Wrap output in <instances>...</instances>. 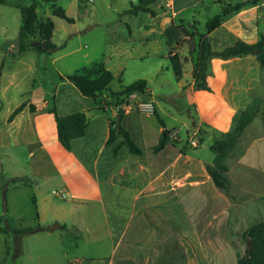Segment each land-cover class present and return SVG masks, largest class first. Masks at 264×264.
<instances>
[{
    "label": "rangeland",
    "instance_id": "rangeland-1",
    "mask_svg": "<svg viewBox=\"0 0 264 264\" xmlns=\"http://www.w3.org/2000/svg\"><path fill=\"white\" fill-rule=\"evenodd\" d=\"M32 1L10 0L0 4V264H68L64 251L74 249L68 248L66 244L70 245L66 241L70 234L62 228L51 230L52 226L61 222L64 217L70 224L71 219L74 221L82 216L80 218L85 219L89 229L94 230L99 226H94L93 216L104 219V211L101 208L102 201H89L74 195L85 188L97 192V182L83 173L80 167L76 169L69 164L56 166L51 157V152L62 150L63 146L57 130H48L52 120L56 123L55 115L49 113V109L56 104L58 112L63 114L78 109L76 105L94 104L93 98L83 95L74 83L61 76L67 77L92 66H103L116 74L111 83L114 90L140 78L147 79L155 110L165 120L167 127L179 128L180 133L173 130L175 132L172 137L187 146L190 143L187 128L189 124L198 123L199 96L202 92L195 86L192 87L191 73L197 61L196 52L189 50L190 54L186 55L184 73L180 79L171 68L169 53L176 42L171 46L168 44L171 40L170 32L166 36L162 34L160 27L151 34H146L147 39L140 40V35L145 34L136 30L132 54H120L115 41L110 40L112 36L125 34L123 10L138 4L140 0H78L75 22L53 15L49 2L37 0L40 14L50 16L55 22L53 41L58 45L56 50L44 54L31 48L19 52L15 45L20 26V11L15 5L29 4ZM240 1L242 0L232 2ZM56 4L63 6L69 13H74L72 0H57ZM149 4L155 11L168 10V14L172 15L166 0L164 8L158 6L157 0H152ZM220 11V7L215 11L209 10L201 18L199 30L204 31L207 19ZM260 14L259 29L264 32V4ZM176 23L181 24L180 16L176 18ZM186 25L189 27V24ZM187 41L188 39H182L176 49L187 44ZM196 41L197 37L194 38V42ZM178 52L185 57L184 51ZM214 69H217L216 66ZM214 77L218 78V74ZM148 96L151 95H145ZM135 99V96H129L127 105L134 107ZM22 101L29 107L34 105L33 109L37 111L31 113L27 109L16 123H9V115ZM96 101L105 111L118 108L110 92L101 94ZM150 114L151 124L159 128L161 124L158 116ZM43 122L47 125L46 129L42 128ZM202 125L207 133L201 134L200 128L194 132L199 142L189 152L206 165L214 162L211 144L212 133L216 128L204 123ZM263 128L262 118L256 117L242 136L254 135L260 139ZM11 132L12 135L9 136ZM201 136L203 141L200 140ZM246 142H240L238 146L246 148L249 145ZM240 148L228 158L234 178L233 188L230 187L232 196L218 188L211 177L204 180V169L201 184L187 185L181 189L179 205L175 203L168 210L169 216L178 222L179 229L182 225L190 227L194 220L208 216L209 212L212 215V207H206L208 202L203 195L204 192L211 193L208 199L216 203L218 230L224 227L223 222L227 217L233 220L229 225V240H218V249L233 245L237 257L244 254L250 245V241L243 235L244 231L253 223L264 220V204L258 208L255 203L248 201L264 195V175L259 168H240L235 165V156L239 154ZM196 161L201 169L203 162ZM240 175L243 176L242 179ZM103 186L111 187L107 183ZM214 191L217 193L213 194ZM225 196L233 201L234 207L228 208ZM105 200L108 201L107 197ZM197 225L204 226L202 221ZM27 228L30 230H23ZM89 235L91 236L90 233ZM185 244L188 245L187 242ZM169 248L174 250L172 243ZM81 249L88 254L109 251L108 247L91 241Z\"/></svg>",
    "mask_w": 264,
    "mask_h": 264
},
{
    "label": "crops",
    "instance_id": "crops-1",
    "mask_svg": "<svg viewBox=\"0 0 264 264\" xmlns=\"http://www.w3.org/2000/svg\"><path fill=\"white\" fill-rule=\"evenodd\" d=\"M221 1L172 0L170 6L166 4L170 8L171 16L168 10L155 11V13L144 10L137 14L123 13L125 34L112 36L110 40L115 41L120 54H132L136 30L144 32V36L140 35L141 40L147 39V35L161 27L162 34L167 36L170 32L171 40L168 44L171 46L182 37L176 23L177 17L180 16L181 24H189V30L196 32L195 22L198 21L201 24V18L206 16L209 10L215 11L221 8ZM157 3L164 8V0H157ZM263 4L264 1L243 8L212 31L209 38L213 49L220 50L234 44L238 39L248 42L256 41L260 31L259 17ZM78 8V0H72L74 13L66 11L74 17ZM195 37L198 35L196 34ZM179 48L174 52L182 50L185 52V57L190 54L188 43ZM261 74L262 67L256 55L253 54L221 61L214 91L205 92L199 96L198 123L189 124L187 128L189 139L203 123L223 131L229 130L234 113L252 101L249 90L260 84ZM1 75L0 73V77ZM192 87H194L193 79ZM148 90L151 93L149 86ZM130 96H135V101L139 99L154 102L152 94L145 97L133 93ZM96 102L94 99V104L76 105L78 109L74 110L84 111L89 119L85 134L73 139L71 149L65 148L61 143L62 150L51 152L56 166L69 164L76 169L80 167L83 173L90 175L97 182V192L85 188L74 195L89 201H102L101 208L104 211V219L93 216L94 226H99L93 228L94 230L89 229L85 219H81L82 216H78L74 221L71 219L70 224L64 217L61 222L52 226L51 230L62 228L70 234L69 240L68 238L66 240L70 242V245L66 244L68 248H74V251H64L68 264H71V261H77V264H238L237 251L233 245L218 249V240H229V225L233 220L227 217L223 222L224 229L218 230L216 203L208 199L211 193L204 192L203 195L207 198L206 207L210 209L212 207V215H209L211 214L209 212L208 216L194 220L187 228L181 224L180 229L178 222L169 216V208L175 203L179 205L181 189L187 185L201 184L200 178L204 169H206L204 180L207 181L211 177L207 170L208 163L204 165L203 160L189 152L190 148H196V145L188 142L190 146L189 144L187 146L174 140L172 134L175 131L173 130L179 131V128L167 127L164 119L165 126L160 123V127L156 128L149 120L151 114L141 112L136 107L125 103L122 122L130 130L136 143L142 147L143 153L133 154L126 146H123L118 153H114L113 144L108 145L107 140L110 135V120L118 116V108L105 111ZM27 109L31 113L37 111L26 105L13 120H9V123H16ZM183 124L185 125V122ZM42 125V128L46 129V123L43 122ZM50 125L49 132L57 130V122L52 120ZM17 128L19 129V126ZM166 128L171 131L170 139L161 151L154 152L153 147L159 142ZM263 131L260 139L254 135L241 137L240 142L247 141L246 145H249L246 148L237 147L240 148L239 154L235 156L236 161L233 160L237 167L259 168L264 175ZM11 135L12 132L9 133V136ZM121 139L122 137L118 136L115 142ZM195 159L203 162L201 169ZM229 166L228 175L232 189L234 178L231 163ZM239 177L243 178L241 175ZM104 183L110 184L111 187L103 186ZM214 193L217 192L214 191ZM104 197H107L108 201ZM225 197L228 208L234 207L233 201L228 196ZM248 201H252L259 208L264 204V195ZM181 205L183 207V203ZM93 208L97 211L96 207ZM201 221L204 224L203 227L197 225ZM90 241L93 244L99 243L108 247L109 251L106 253L88 251L89 254L83 252L81 248ZM186 242L188 245L185 244ZM170 243L174 247L172 251L169 248Z\"/></svg>",
    "mask_w": 264,
    "mask_h": 264
},
{
    "label": "trees",
    "instance_id": "trees-1",
    "mask_svg": "<svg viewBox=\"0 0 264 264\" xmlns=\"http://www.w3.org/2000/svg\"><path fill=\"white\" fill-rule=\"evenodd\" d=\"M10 0H0V4L8 3ZM50 3L52 14L64 18L68 22H75V18L70 16L63 6L57 5V0H44ZM152 0H140L138 4H133L131 7L123 10V13H135L139 11L155 10L149 5ZM264 0H242L240 2H232L230 0L221 1V11L209 17L205 22V30L200 31L198 21L194 27L197 31H190L185 24H179V30L182 37L179 38L175 45L172 46L169 58L171 68L176 77L180 79L184 73V63L186 57H182L179 52H174L176 46L182 39H188L190 52H196L197 61L194 64L192 77L196 89L205 92H212L215 89V74L220 72V62L233 59L235 57L246 56L249 54L256 55L262 67L261 82L259 85L250 89L252 101L245 107H240L232 117L231 128L227 131L220 129L212 133L211 150L214 153V162L207 164V170L216 186L232 196L230 192L229 180V164L228 158L232 155L240 143L241 137L246 128L253 122L256 117H261L264 127V32L260 31L258 38L254 42H248L243 39H238L234 44L227 45L220 50L212 48L209 34L218 28L226 19L238 13L243 8L256 5ZM20 11V26L16 41V47L19 52L27 49H34L40 54L51 53L58 48V45L53 41L55 22L50 16L40 14L37 0H33L29 4L18 3L16 5ZM198 35L197 41L194 38ZM216 66L217 69H214ZM1 73V72H0ZM62 79H68L74 83L80 92L88 97L98 100L99 96L105 92H110L115 99L118 107V116L110 120V135L107 144H113V152L118 153L123 146L133 154L143 153L140 147L133 139L131 132L122 122L123 108L128 97L133 94L141 96L151 95L148 90V81L145 78H140L128 85L123 86L119 90H114L111 86L115 79V74L111 69L103 66H92L84 68L67 77L61 76ZM101 105V103H100ZM26 106L25 102L19 104L9 115V120L21 112ZM34 105L31 104V109ZM49 112L53 113L57 122V133L60 142L67 149H71L73 139L83 136L86 132L89 119L84 111H74L65 114H60L54 104ZM154 114L158 116L160 123L165 126L163 119L159 116L157 110ZM170 130L165 129L159 139V142L153 147L154 152L161 151L170 139ZM201 134L207 133L205 126L199 129ZM118 136L122 139L115 142ZM203 141V136L200 137ZM30 230L29 228L23 229ZM20 230V231H23ZM249 241L250 245L244 254L239 255L238 264H264V220H260L250 225L243 234Z\"/></svg>",
    "mask_w": 264,
    "mask_h": 264
},
{
    "label": "built area",
    "instance_id": "built-area-1",
    "mask_svg": "<svg viewBox=\"0 0 264 264\" xmlns=\"http://www.w3.org/2000/svg\"><path fill=\"white\" fill-rule=\"evenodd\" d=\"M166 4L168 6H170L172 4V0H168L166 2ZM134 107H136L141 112H144V113H147V114L154 113V111H155V105L151 101H145V100H139V99H137L135 101V103H134ZM189 141H190V143L192 145H198L199 138L194 134L193 136H191V138L189 139ZM71 264H77V261H73Z\"/></svg>",
    "mask_w": 264,
    "mask_h": 264
}]
</instances>
